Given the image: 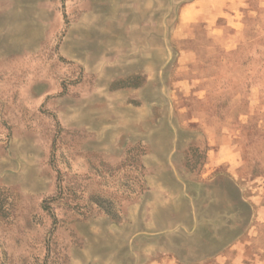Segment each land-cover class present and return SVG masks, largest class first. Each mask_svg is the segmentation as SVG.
I'll list each match as a JSON object with an SVG mask.
<instances>
[{
	"label": "rangeland",
	"instance_id": "1",
	"mask_svg": "<svg viewBox=\"0 0 264 264\" xmlns=\"http://www.w3.org/2000/svg\"><path fill=\"white\" fill-rule=\"evenodd\" d=\"M193 1L0 0V264L194 261L250 221L241 264H264L243 201L264 208V0L221 49L176 30ZM184 104L209 109L207 134L179 126Z\"/></svg>",
	"mask_w": 264,
	"mask_h": 264
},
{
	"label": "crops",
	"instance_id": "2",
	"mask_svg": "<svg viewBox=\"0 0 264 264\" xmlns=\"http://www.w3.org/2000/svg\"><path fill=\"white\" fill-rule=\"evenodd\" d=\"M242 4V0H194L192 3H189L181 8L176 30L180 29L181 32H185L182 33V37L188 38L196 36L204 39L203 42L207 43L210 47L214 49H221L218 44L214 43L212 38L216 36L220 38L222 37L224 39H230V41L234 43L232 39L237 37L241 31L240 6H242ZM197 22H200L201 24L198 25L197 29H194L192 33L189 34V31L186 30L188 25L195 24ZM234 46L235 45L233 44L232 47ZM184 53L188 54L191 52L186 51ZM185 82L186 85H188L187 87L184 85ZM178 85L182 88L181 96L183 97L188 96L190 93H198L201 94V98L204 97L202 99L203 101L208 98L207 91H202L203 89L198 91V88L196 89L192 83L187 82L184 78L177 79L175 81V86ZM179 90L181 91V89ZM204 92L206 93L204 94ZM178 110L179 112H182L179 115V126L181 125V127L186 128L196 124L197 127L200 125L205 134L209 132L211 122L208 121V118L212 116V114L209 113V109L199 107L192 108L191 106L184 104L182 105V108ZM185 116L186 118H184ZM201 116L203 119H200ZM207 146L209 147L208 158L210 162L207 166H209L210 170L220 169L223 166L222 161L219 159L214 161L213 156L217 152L222 153L225 152L226 149H233L228 136L222 132L221 135L210 137L207 140ZM227 163L224 164V166L226 165V168L224 167L225 172L232 176V173L230 172L231 165H227ZM252 198L253 197H248L247 200L243 201L251 206V218L256 216L259 217L264 214V208L257 205ZM251 224L252 221L249 222L248 227L245 228L240 235L237 234L234 238L221 244L220 248L204 258H200L201 260L187 261L176 252H173L153 260L148 264H241L244 260H248L245 257L244 251L253 246L249 238H243V236L249 231ZM253 256L254 258L250 261H258L259 256L256 254Z\"/></svg>",
	"mask_w": 264,
	"mask_h": 264
}]
</instances>
